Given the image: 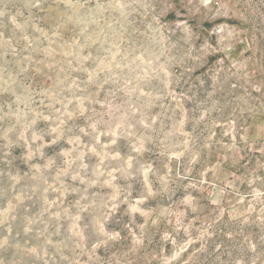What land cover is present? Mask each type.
Segmentation results:
<instances>
[{"label": "clouds", "instance_id": "1", "mask_svg": "<svg viewBox=\"0 0 264 264\" xmlns=\"http://www.w3.org/2000/svg\"><path fill=\"white\" fill-rule=\"evenodd\" d=\"M0 264H264V0H0Z\"/></svg>", "mask_w": 264, "mask_h": 264}]
</instances>
